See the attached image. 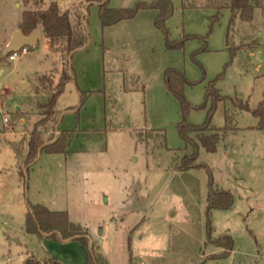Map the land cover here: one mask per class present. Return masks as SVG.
<instances>
[{
    "label": "rangeland",
    "instance_id": "374dc122",
    "mask_svg": "<svg viewBox=\"0 0 264 264\" xmlns=\"http://www.w3.org/2000/svg\"><path fill=\"white\" fill-rule=\"evenodd\" d=\"M52 1L0 0V264L30 259L29 264H88L80 241L27 232L26 214L38 204L67 211L102 245L111 264H202L223 251L208 242V217L212 235H231L234 249L206 264H264V131L256 128L251 112L234 105L242 100L254 109L263 99L264 0L251 22L237 20L231 30L235 57L227 46L230 9H222L212 23L217 11L206 0H171L174 9L164 28L155 24V8H140L134 17L104 27L103 0H62L74 40L83 46L70 59L50 52L43 37L10 60L3 42L21 26L24 11L47 9ZM153 1L109 0L108 7ZM169 68L181 70L190 82L184 95L193 108L185 110L168 91ZM63 72L71 78L54 118L41 129L45 140L67 131L69 151L43 152L25 169L24 180V157L18 158L9 142L28 137L48 111ZM212 83L218 96L234 102H217L211 124L224 127L230 109L235 131L224 139L229 156L200 147L197 161L207 164L216 185L230 189L235 199L232 208L208 215L207 170L179 169L183 156L193 152L180 126L206 121Z\"/></svg>",
    "mask_w": 264,
    "mask_h": 264
},
{
    "label": "trees",
    "instance_id": "16d2710c",
    "mask_svg": "<svg viewBox=\"0 0 264 264\" xmlns=\"http://www.w3.org/2000/svg\"><path fill=\"white\" fill-rule=\"evenodd\" d=\"M109 0H106L105 4L100 5V19L102 25H113L121 20L132 18L136 15L140 8H155L159 11L155 24L158 27L164 28L166 20L173 13V3L171 0H154L151 3H139L132 8L113 9L108 7ZM262 2V0H206V5L216 9V14L212 17V23H215L219 19L220 12L224 8H228L231 11V18L228 24L227 31V46L231 52V56L235 57L236 53L231 39V30L236 25L237 20L244 22H251L254 18L255 8ZM39 25L42 26V33L49 41L50 49L55 52H60L66 57H70V54L76 49L83 46V43H75L73 36V26L71 23V17L68 12L62 10L60 0H54L50 3L49 7L44 10H26L23 13V20L20 26L21 31L25 35L31 34L38 29ZM70 65V63H67ZM72 70V68H71ZM219 75L218 78H220ZM71 78L70 72H63L60 84L54 87L53 95L48 104V111L45 112L34 125L33 130L28 137H23L20 143L9 142L18 158H23V164L20 166V175L25 180V169L28 168L38 157L39 149L43 147V152L50 153H68V137L67 131L60 130V137L57 141L53 142L56 138L44 139V134L41 127L51 121L56 113V104L60 95L63 93L67 81ZM165 85L171 93H173L179 101L183 104L185 110L193 108L184 95V86L188 83V79L185 74L175 68H169L164 75ZM215 85L212 83L207 90L206 99H213V107L208 112L206 121L202 125H192L182 123L180 126V135L186 144L193 147L192 153H187L183 156L179 169L190 170L195 168H205L208 172V195H207V211L208 215L213 210H228L232 208L234 204V194L230 189L219 188L213 177L212 169L205 163L198 162L200 147H203L210 153H215L218 149V144L221 140H224L229 133H233L235 128L232 126V117L230 115V109H225L226 124L224 127H215L211 124L213 110L216 103L219 101H232L230 96L220 97L216 93ZM241 111L251 112L257 119V128L264 131V95L263 99L259 102L258 106L251 109L248 102L242 100L234 102ZM197 108V107H196ZM192 133H196V137L191 136ZM24 169V171L22 170ZM25 227L28 233L35 234L39 237L47 236L60 240H78L88 250V264H108L105 257L97 252L94 245H91L88 233L82 226L71 221L69 213L65 210L55 211L42 205L30 206L26 214ZM207 235L208 242L221 247L223 251L219 254H215L214 257H207L202 261V264H206L208 259H218L229 256L234 249V239L229 234L220 236L212 235L211 220L208 217L207 223ZM50 264H61L58 261L50 260ZM34 262L31 259L27 264ZM41 264L40 262H35Z\"/></svg>",
    "mask_w": 264,
    "mask_h": 264
},
{
    "label": "water",
    "instance_id": "95a60500",
    "mask_svg": "<svg viewBox=\"0 0 264 264\" xmlns=\"http://www.w3.org/2000/svg\"><path fill=\"white\" fill-rule=\"evenodd\" d=\"M106 0H103V2L100 5L105 4ZM42 37V31L40 29H36L35 31H33L31 34L29 35H25L21 30L15 32V34L13 35L11 41L9 42V44L6 46L5 48V52L6 53H11L14 51L19 50L20 48H22L23 46H30V47H35L39 40ZM73 57V52L70 54V59ZM26 86V84H24V87ZM62 121V117L60 119V122ZM56 129L59 130V124H57ZM60 137V133H57V136L55 138V141H57ZM47 145V144H45ZM43 145L40 149H39V154L38 157L35 161H37L42 153H43V147L45 146ZM34 161V162H35ZM28 170V168L26 169V171Z\"/></svg>",
    "mask_w": 264,
    "mask_h": 264
},
{
    "label": "crops",
    "instance_id": "0c3cea01",
    "mask_svg": "<svg viewBox=\"0 0 264 264\" xmlns=\"http://www.w3.org/2000/svg\"><path fill=\"white\" fill-rule=\"evenodd\" d=\"M95 2V1H94ZM93 2V3H94ZM97 3V2H96ZM62 4V0H60V5ZM64 11H66V10H64ZM67 12V11H66ZM70 15V14H69ZM20 28V27H19ZM18 28V29H19ZM17 29V30H18ZM17 30L15 31V32H17ZM19 31V30H18ZM15 32L13 33V34H11V36L8 38V39H6L4 42H3V44L6 46V45H8L9 44V42L11 41V39H12V37H13V35L15 34ZM44 37V35H43V33H42V37L41 38H43ZM41 40V39H40ZM39 40V41H40ZM47 41H48V39H47ZM74 42H75V40H74ZM39 43V42H38ZM76 43V42H75ZM38 45V44H37ZM36 45V46H37ZM48 49H49V51L50 52H52L51 51V49H50V45H49V41H48ZM4 51H5V49H4ZM70 76H71V74H70ZM60 84V83H59ZM58 84V85H59ZM23 86H24V84H23ZM55 87V86H54ZM257 128V127H256ZM59 129H60V127H59ZM258 129V128H257ZM223 143V144H222ZM220 146H219V149H218V151L217 152H215L216 154L217 153H220V151H222V150H224L223 151V153H226L228 156H229V152H226V140H224V141H222L220 144H219ZM221 145H222V148L220 149V147H221ZM225 148V149H224ZM68 151H69V149H68ZM214 153V154H215ZM226 154H225V156H226ZM236 162H234V164H235ZM225 172H227L228 174H232L233 172L232 171H230V170H228V169H226L225 170ZM236 180L238 181H240L241 180V178L240 177H238L237 176V178H236ZM136 227V226H135ZM84 229V228H83ZM87 231V233H88V237H89V239H90V242H91V245H94V247L96 246V243L95 242H92L91 240H92V238L89 236V232H88V230H86ZM134 236V235H133ZM133 236H132V232L131 231H129V233L127 234V238H128V247H129V249H128V252H129V255L130 256H132V258L134 257V255H135V253L131 250V245H133V243H131V239H132V241H133ZM72 241H74V239H70V240H66V241H64L65 243H70V242H72ZM96 250H97V252H99L100 254H102L104 257H105V259H106V261H107V263L108 264H111V261L109 260V258H108V256L105 254V251L103 250V247H102V245L100 244V245H97L96 246ZM142 250L141 249H139V254H142V252H141ZM138 264H143V262H140V263H138ZM144 264H147V263H144Z\"/></svg>",
    "mask_w": 264,
    "mask_h": 264
},
{
    "label": "built area",
    "instance_id": "2783aa9c",
    "mask_svg": "<svg viewBox=\"0 0 264 264\" xmlns=\"http://www.w3.org/2000/svg\"><path fill=\"white\" fill-rule=\"evenodd\" d=\"M27 53H28V46H23L19 50L9 53V59L16 60L19 56L25 55Z\"/></svg>",
    "mask_w": 264,
    "mask_h": 264
}]
</instances>
